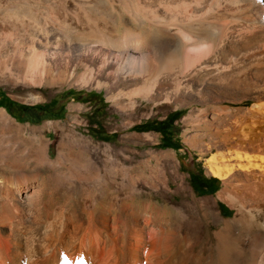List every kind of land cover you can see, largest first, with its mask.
Listing matches in <instances>:
<instances>
[{
	"label": "bare ground",
	"instance_id": "obj_1",
	"mask_svg": "<svg viewBox=\"0 0 264 264\" xmlns=\"http://www.w3.org/2000/svg\"><path fill=\"white\" fill-rule=\"evenodd\" d=\"M0 80L105 90L121 119L188 108L184 141L234 210L151 174L145 203L80 180L56 207L48 148L0 151V264H264V0H0Z\"/></svg>",
	"mask_w": 264,
	"mask_h": 264
},
{
	"label": "rangeland",
	"instance_id": "obj_2",
	"mask_svg": "<svg viewBox=\"0 0 264 264\" xmlns=\"http://www.w3.org/2000/svg\"><path fill=\"white\" fill-rule=\"evenodd\" d=\"M13 11L23 14L18 9ZM53 88L20 92L0 80V102L5 105L0 106V151L27 155L48 148L55 169L41 171L42 180L50 187L44 190L45 200H52L56 207L68 204L74 208V203L67 201L60 190L81 186L82 180L83 186H97V190L103 186L121 197L134 199L135 204L145 203L150 190L142 183L143 177L151 174L160 181L174 182L171 196L183 185L194 200L209 199L213 214L223 219L233 217L234 210L216 199L222 182L207 175L205 161L209 156H201L184 141V135L190 132L182 122L188 108L172 107L157 115L138 114L121 119L105 90L68 83ZM246 104L245 107L251 102ZM131 122L134 125L128 126ZM36 166L41 169L43 165ZM248 201L251 204L253 199ZM195 213L198 214L197 210ZM202 220L205 227L215 229L211 212L207 211ZM53 252L49 250V255ZM240 259L233 258L228 264H245V258Z\"/></svg>",
	"mask_w": 264,
	"mask_h": 264
},
{
	"label": "trees",
	"instance_id": "obj_3",
	"mask_svg": "<svg viewBox=\"0 0 264 264\" xmlns=\"http://www.w3.org/2000/svg\"><path fill=\"white\" fill-rule=\"evenodd\" d=\"M5 101H9V100H7V98H6V100ZM10 103H11V101H9ZM0 106L1 107H5V105L4 104H2L1 102H0ZM213 192H208V194H212Z\"/></svg>",
	"mask_w": 264,
	"mask_h": 264
},
{
	"label": "flooded vegetation",
	"instance_id": "obj_4",
	"mask_svg": "<svg viewBox=\"0 0 264 264\" xmlns=\"http://www.w3.org/2000/svg\"><path fill=\"white\" fill-rule=\"evenodd\" d=\"M206 187H207V185L206 184H204V188L206 189Z\"/></svg>",
	"mask_w": 264,
	"mask_h": 264
},
{
	"label": "snow or ice",
	"instance_id": "obj_5",
	"mask_svg": "<svg viewBox=\"0 0 264 264\" xmlns=\"http://www.w3.org/2000/svg\"><path fill=\"white\" fill-rule=\"evenodd\" d=\"M65 260H66V264H68V262H67V258H65Z\"/></svg>",
	"mask_w": 264,
	"mask_h": 264
}]
</instances>
